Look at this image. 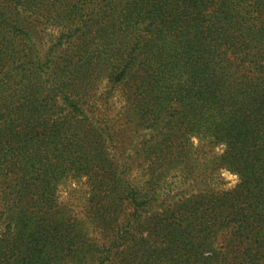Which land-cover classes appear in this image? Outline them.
Returning <instances> with one entry per match:
<instances>
[{
  "label": "trees",
  "instance_id": "16d2710c",
  "mask_svg": "<svg viewBox=\"0 0 264 264\" xmlns=\"http://www.w3.org/2000/svg\"><path fill=\"white\" fill-rule=\"evenodd\" d=\"M1 228L0 264H264V0H0Z\"/></svg>",
  "mask_w": 264,
  "mask_h": 264
},
{
  "label": "rangeland",
  "instance_id": "374dc122",
  "mask_svg": "<svg viewBox=\"0 0 264 264\" xmlns=\"http://www.w3.org/2000/svg\"><path fill=\"white\" fill-rule=\"evenodd\" d=\"M192 143L194 145L193 147L197 148L198 141L196 139H192ZM200 151H202V154L207 156V158L212 161L209 176L213 180V185H211L213 189L221 191L233 189L238 184V178L236 175L231 174L219 164V158L224 153V148L222 146L209 144L203 147ZM134 173L136 174V172ZM132 177L135 178L136 176L133 174ZM165 187L167 194H170V196L174 198H180L182 195L189 196L191 194L188 183H185L179 173H172L168 176L165 179ZM58 202L70 211L73 218L85 220L86 207L89 202V189L86 185V179L82 178L78 181L68 180L65 184L61 185L58 188ZM84 229L89 233V236L97 241H100L98 243L99 245L102 244L101 241H103V239L101 238L100 233H96L95 231L94 234L91 233L92 227L90 223L84 224ZM3 232L4 231L1 228L0 234ZM166 261L167 260L164 262ZM87 264H93V262L89 261Z\"/></svg>",
  "mask_w": 264,
  "mask_h": 264
}]
</instances>
